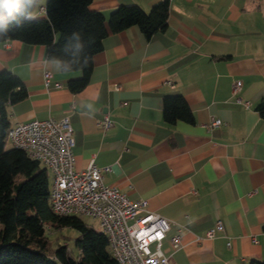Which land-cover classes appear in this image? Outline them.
I'll return each instance as SVG.
<instances>
[{"label": "crops", "instance_id": "1", "mask_svg": "<svg viewBox=\"0 0 264 264\" xmlns=\"http://www.w3.org/2000/svg\"><path fill=\"white\" fill-rule=\"evenodd\" d=\"M160 1L92 0L90 9L109 16L121 4L150 10ZM168 1V25L151 39L137 26L109 32L79 92L68 81L80 72L47 59L45 46L0 43V70L28 89L8 107L12 125L68 116L77 170L94 159L105 184L146 199L171 222L169 237L182 227L171 264L264 261V118L256 110L264 97V0ZM235 79L243 83L236 96ZM176 94L194 123L164 121V98ZM105 115L113 125L103 131ZM213 117L224 123L208 128ZM217 220L223 230L206 238ZM163 248L169 253L168 239Z\"/></svg>", "mask_w": 264, "mask_h": 264}, {"label": "trees", "instance_id": "2", "mask_svg": "<svg viewBox=\"0 0 264 264\" xmlns=\"http://www.w3.org/2000/svg\"><path fill=\"white\" fill-rule=\"evenodd\" d=\"M38 1L19 0L11 7L10 2L0 0V43L17 39L45 46L47 59L58 61L65 71L80 72L68 81L73 92L89 83L93 57L103 49L109 32L137 26L151 39L166 29L170 14L168 0L156 3L150 10L139 4H121L109 16L91 10L92 0H47L39 6L41 12H36ZM29 15L34 18L29 19ZM27 96L28 89L17 74L0 70V264H120L105 233L89 226L79 215L54 212L49 169L24 150L8 145L12 127L8 107ZM256 110L264 118V97ZM163 119L168 124L179 120L195 122L181 94L164 98ZM64 226L80 233L76 251L67 244L52 245L49 229ZM248 264L264 261L252 260Z\"/></svg>", "mask_w": 264, "mask_h": 264}, {"label": "built area", "instance_id": "3", "mask_svg": "<svg viewBox=\"0 0 264 264\" xmlns=\"http://www.w3.org/2000/svg\"><path fill=\"white\" fill-rule=\"evenodd\" d=\"M52 73L46 71L48 87ZM60 87L59 82L55 83ZM243 83L235 79L233 95H238ZM241 101V98L238 97ZM222 119L213 117L208 128L220 127ZM99 125L106 131L113 121L105 115ZM7 141L39 160L52 174V207L58 215H88L98 221V231L108 236L112 253L120 264H171L174 253L183 247L182 235L168 236L171 222L153 212L146 199L132 200L119 187L104 183L103 168L91 159L85 169L74 167V129L68 116L49 117L19 122L8 131ZM224 228L221 220L206 232L213 238ZM168 239L169 253L163 244ZM197 242L202 237L196 236Z\"/></svg>", "mask_w": 264, "mask_h": 264}, {"label": "rangeland", "instance_id": "4", "mask_svg": "<svg viewBox=\"0 0 264 264\" xmlns=\"http://www.w3.org/2000/svg\"><path fill=\"white\" fill-rule=\"evenodd\" d=\"M47 0H39L36 12L39 10L41 12L39 6H42L46 3ZM9 146H12L8 144ZM50 177L52 179V174L50 173ZM89 226L94 227L95 229L98 227V221L93 219L92 217L88 215H79ZM49 237L52 242L53 246H56L57 244H67L70 248L76 251V238L80 235L79 231L73 227L64 226L59 229L53 228L52 230L49 229Z\"/></svg>", "mask_w": 264, "mask_h": 264}, {"label": "clouds", "instance_id": "5", "mask_svg": "<svg viewBox=\"0 0 264 264\" xmlns=\"http://www.w3.org/2000/svg\"><path fill=\"white\" fill-rule=\"evenodd\" d=\"M11 3V7H15L18 3H19V0H5V3ZM11 7L9 8V11H11ZM29 19H33L34 17H32L31 15H29L28 17Z\"/></svg>", "mask_w": 264, "mask_h": 264}]
</instances>
